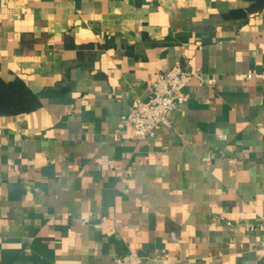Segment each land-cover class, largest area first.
I'll list each match as a JSON object with an SVG mask.
<instances>
[{"label":"crops","instance_id":"crops-1","mask_svg":"<svg viewBox=\"0 0 264 264\" xmlns=\"http://www.w3.org/2000/svg\"><path fill=\"white\" fill-rule=\"evenodd\" d=\"M0 0V264H264V5ZM181 61L200 77L171 126L121 128Z\"/></svg>","mask_w":264,"mask_h":264},{"label":"built area","instance_id":"built-area-1","mask_svg":"<svg viewBox=\"0 0 264 264\" xmlns=\"http://www.w3.org/2000/svg\"><path fill=\"white\" fill-rule=\"evenodd\" d=\"M200 77L198 71L190 70L181 61L159 74L147 86V98H136L129 114L123 119L121 128H129L133 137L142 140L153 137L163 127L171 126L170 116L178 106L188 103L186 89L189 83ZM113 264H142L136 253L119 256Z\"/></svg>","mask_w":264,"mask_h":264},{"label":"trees","instance_id":"trees-1","mask_svg":"<svg viewBox=\"0 0 264 264\" xmlns=\"http://www.w3.org/2000/svg\"><path fill=\"white\" fill-rule=\"evenodd\" d=\"M264 0L247 7L232 9L223 14L226 19H238L248 16L249 13L261 9ZM41 105L38 97L33 94L21 78L6 81L0 75V115L7 113H24L34 111Z\"/></svg>","mask_w":264,"mask_h":264}]
</instances>
